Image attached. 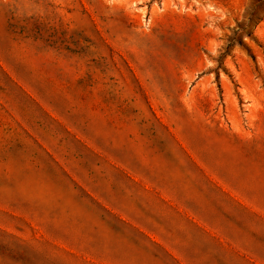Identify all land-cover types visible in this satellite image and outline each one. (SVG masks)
<instances>
[{
    "label": "rangeland",
    "instance_id": "obj_1",
    "mask_svg": "<svg viewBox=\"0 0 264 264\" xmlns=\"http://www.w3.org/2000/svg\"><path fill=\"white\" fill-rule=\"evenodd\" d=\"M169 127L219 141L223 175L264 197V0H0V264H85L40 240L50 209L104 207L72 169ZM233 220L185 254L264 264V217Z\"/></svg>",
    "mask_w": 264,
    "mask_h": 264
},
{
    "label": "crops",
    "instance_id": "obj_2",
    "mask_svg": "<svg viewBox=\"0 0 264 264\" xmlns=\"http://www.w3.org/2000/svg\"><path fill=\"white\" fill-rule=\"evenodd\" d=\"M141 131L136 159L103 151L106 166L98 173L89 167L81 177L72 169L104 207L50 209L46 223L56 233L41 241L72 255L87 245L93 251L85 264H153V257L160 264V250L167 264H206L207 258H191L184 249L204 248L209 240L219 244V226L235 224L237 210L264 217V197L253 193L263 189L221 172L230 163L219 159V141L209 144L201 130L197 142L186 137L190 130L177 127L164 128L168 137L161 139ZM42 259L40 264L61 263Z\"/></svg>",
    "mask_w": 264,
    "mask_h": 264
}]
</instances>
